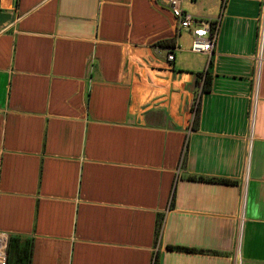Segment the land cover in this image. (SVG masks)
Segmentation results:
<instances>
[{"label":"crops","instance_id":"crops-1","mask_svg":"<svg viewBox=\"0 0 264 264\" xmlns=\"http://www.w3.org/2000/svg\"><path fill=\"white\" fill-rule=\"evenodd\" d=\"M192 28L158 0H0L1 264H264L262 1L229 0L210 52Z\"/></svg>","mask_w":264,"mask_h":264},{"label":"built area","instance_id":"built-area-1","mask_svg":"<svg viewBox=\"0 0 264 264\" xmlns=\"http://www.w3.org/2000/svg\"><path fill=\"white\" fill-rule=\"evenodd\" d=\"M158 1L161 6L170 10L175 19L177 28H189L193 25V40L191 42L192 51L210 52L214 49L219 34L221 18L224 14L229 0H220V14L217 18L204 20L197 19L190 13L186 12L181 6V0ZM261 1L264 9V0ZM168 58L172 59L173 53H170ZM2 264H4V261H2ZM151 264H154V262H152Z\"/></svg>","mask_w":264,"mask_h":264},{"label":"trees","instance_id":"trees-1","mask_svg":"<svg viewBox=\"0 0 264 264\" xmlns=\"http://www.w3.org/2000/svg\"><path fill=\"white\" fill-rule=\"evenodd\" d=\"M198 79H197L198 80L197 83L201 85V92H205V91L210 90L211 78H210L209 71H207L206 74H203V75L200 74ZM200 79H201V81H200ZM199 102H200V99H198V101H197V105H196L197 111H198V108H199L198 106L200 104ZM179 248H186V247L179 246Z\"/></svg>","mask_w":264,"mask_h":264}]
</instances>
